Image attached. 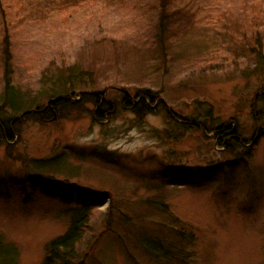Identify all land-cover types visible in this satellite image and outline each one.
<instances>
[{
  "label": "rangeland",
  "instance_id": "rangeland-1",
  "mask_svg": "<svg viewBox=\"0 0 264 264\" xmlns=\"http://www.w3.org/2000/svg\"><path fill=\"white\" fill-rule=\"evenodd\" d=\"M257 38L264 45V0L0 4V96L10 78L50 109L44 70L84 72L72 104L16 126L12 140L0 132V234L18 264H43L71 222L73 206L36 181L92 200L74 264H264ZM84 93H103L112 110L95 115ZM143 100L150 111L135 113ZM218 127L237 140L220 144Z\"/></svg>",
  "mask_w": 264,
  "mask_h": 264
},
{
  "label": "trees",
  "instance_id": "trees-1",
  "mask_svg": "<svg viewBox=\"0 0 264 264\" xmlns=\"http://www.w3.org/2000/svg\"><path fill=\"white\" fill-rule=\"evenodd\" d=\"M5 1L6 0H0V4ZM170 17H172V14H170ZM252 50L254 55L257 57V60L264 58V45L258 38L256 39ZM261 62L258 61V64ZM54 63L43 72V82L52 86L51 90L53 91L46 95H48L52 100L58 99L59 95V98L64 99L50 104V109L45 108L46 106H39L36 108V104H34L36 102L35 98L23 95L21 90L17 88L13 81L10 78L7 79L3 95L0 96V132L4 138L10 140L14 139L16 126L18 127V125L23 122L31 120L42 122L45 118L50 116L53 108L61 110L62 108L72 104L69 97L73 94L75 82H78L83 78L84 72L77 66L57 67ZM8 65L10 68L11 64L8 63ZM9 74L10 71L7 75ZM145 94L149 99H151V101H155L156 98L151 92H145ZM103 96V93H84L82 94V103L95 104L97 107L95 115L104 117L105 113L112 110V106ZM147 102V100H143L139 107L136 109L134 108L135 113L140 114L144 111L146 112L147 110L150 111L151 107ZM124 103L127 106H134L130 96L128 95H126ZM1 113H6L8 116L3 118L1 117ZM170 114L172 117L175 115L173 112ZM175 117H173L175 122L182 126V128L189 127L190 124L188 122L179 120ZM228 143L229 142H224L223 144L228 145ZM220 144H222V142ZM35 188L43 190L46 194L57 199L65 200L67 204L73 206L71 208L72 211L70 210V213H72L68 232L47 245L46 256L43 264H74L78 248L84 240L86 232H89L91 229L90 225L92 215L87 210H90L89 206L92 200L86 199V201L84 200V202H82V200H78L76 196L69 197L65 195L66 193L63 189L56 190L44 185L41 181H36ZM74 205L76 207H74ZM84 205L86 206L85 209L83 207ZM19 256L20 251L18 247L14 243L6 241L5 237L0 234V264H18ZM78 264L85 263L80 262Z\"/></svg>",
  "mask_w": 264,
  "mask_h": 264
},
{
  "label": "flooded vegetation",
  "instance_id": "flooded-vegetation-1",
  "mask_svg": "<svg viewBox=\"0 0 264 264\" xmlns=\"http://www.w3.org/2000/svg\"><path fill=\"white\" fill-rule=\"evenodd\" d=\"M215 133L219 136V139L220 141L221 140H224L225 137L227 136L228 139H237V134L235 132V130H230V131H226V128H222V127H218L216 130H215Z\"/></svg>",
  "mask_w": 264,
  "mask_h": 264
},
{
  "label": "water",
  "instance_id": "water-1",
  "mask_svg": "<svg viewBox=\"0 0 264 264\" xmlns=\"http://www.w3.org/2000/svg\"><path fill=\"white\" fill-rule=\"evenodd\" d=\"M62 99H64V98H58V99L50 100V101L48 102V105H50V104H52V103H56V102H58V101H60V100H62Z\"/></svg>",
  "mask_w": 264,
  "mask_h": 264
}]
</instances>
